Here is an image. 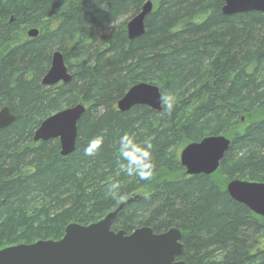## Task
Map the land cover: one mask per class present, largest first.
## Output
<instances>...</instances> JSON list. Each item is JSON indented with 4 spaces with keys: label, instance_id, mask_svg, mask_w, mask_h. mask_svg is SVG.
Wrapping results in <instances>:
<instances>
[{
    "label": "trees",
    "instance_id": "obj_1",
    "mask_svg": "<svg viewBox=\"0 0 264 264\" xmlns=\"http://www.w3.org/2000/svg\"><path fill=\"white\" fill-rule=\"evenodd\" d=\"M147 1L0 0V110L15 115L0 131V250L59 240L70 223L90 225L124 204L112 230L179 228L186 264H264V217L226 190L233 179L264 182V12L226 15L224 0H151L145 32L131 40L127 23ZM55 51L72 79L45 86ZM140 82L175 96L173 111H120ZM79 103L86 110L72 154L61 155L59 139L33 141L44 119ZM242 115L250 123L233 130ZM124 133L152 144L150 180L122 171ZM228 133L215 173H186L180 148ZM97 136L100 148L86 156Z\"/></svg>",
    "mask_w": 264,
    "mask_h": 264
},
{
    "label": "water",
    "instance_id": "obj_2",
    "mask_svg": "<svg viewBox=\"0 0 264 264\" xmlns=\"http://www.w3.org/2000/svg\"><path fill=\"white\" fill-rule=\"evenodd\" d=\"M223 13L232 15L241 12H264V0H224ZM151 0L147 1L139 14L127 23L129 39L145 32V18L152 11ZM38 29H30L28 35L36 37ZM72 79L61 51L52 55L51 66L42 79L45 86L66 84ZM160 88L151 83L140 82L129 88L118 101L120 111L133 106L145 105L158 112L163 110ZM79 103L60 110L46 119L35 130L33 141L59 139L62 156L76 149L77 124L85 112ZM15 121L8 107L0 110V131ZM231 140L224 135H209L199 142L187 144L179 159L189 175L215 173L230 147ZM226 190L236 201L246 205L264 217V182L230 180ZM109 212L103 219L87 226L71 223L59 240H39L31 244H18L0 250V264H186L181 259L184 253L182 233L173 227L155 233L150 227H141L130 234L111 229L118 212L123 207Z\"/></svg>",
    "mask_w": 264,
    "mask_h": 264
},
{
    "label": "clouds",
    "instance_id": "obj_3",
    "mask_svg": "<svg viewBox=\"0 0 264 264\" xmlns=\"http://www.w3.org/2000/svg\"><path fill=\"white\" fill-rule=\"evenodd\" d=\"M163 106L170 113L173 111L176 100L173 95H163L161 97ZM102 137L93 138L85 148L86 156H94L100 148ZM152 144L146 142L141 144L137 142L134 136L124 133L119 141L118 156L126 163H121L120 167L127 175H137L141 180H150L155 169ZM120 188L119 181L112 182L106 189V195L116 198Z\"/></svg>",
    "mask_w": 264,
    "mask_h": 264
},
{
    "label": "rangeland",
    "instance_id": "obj_4",
    "mask_svg": "<svg viewBox=\"0 0 264 264\" xmlns=\"http://www.w3.org/2000/svg\"><path fill=\"white\" fill-rule=\"evenodd\" d=\"M251 119V117L250 116H248V115H242V117H241V119L239 120V122L235 125V126H233V130H243L244 128H245V126L247 125V124H249L250 123V120ZM232 133V132H231ZM229 135H230V133H228L227 135H224V136H226L227 138H229ZM230 139V138H229ZM186 146V145H185ZM185 146H183L182 148H180L179 150V156H180V153H181V151H182V149L185 147ZM181 176V175H180ZM219 182H220V178H219ZM228 183V182H227ZM227 185V184H226ZM143 191V190H142ZM74 223V222H73ZM71 224V223H70ZM113 224V223H112ZM68 226V225H67ZM66 226V227H67ZM65 233V232H64Z\"/></svg>",
    "mask_w": 264,
    "mask_h": 264
}]
</instances>
